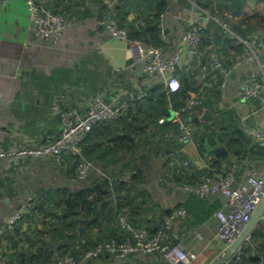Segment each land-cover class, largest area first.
Segmentation results:
<instances>
[{
	"label": "crops",
	"instance_id": "0c3cea01",
	"mask_svg": "<svg viewBox=\"0 0 264 264\" xmlns=\"http://www.w3.org/2000/svg\"><path fill=\"white\" fill-rule=\"evenodd\" d=\"M41 1L44 7L56 11L69 23L55 41L37 37L30 30L24 0L0 2V149L34 146L58 137L62 124L52 110L57 99L59 103L67 105L81 103L79 107L83 109L86 101L99 89L108 94L117 91L125 95L145 83L139 55L130 51L126 41L112 37L103 24L105 14L101 13L104 7L109 10L119 6V14L122 9L127 10L125 23H132L135 28L143 27L133 6L135 0ZM211 1L215 6L227 2L234 9L237 0ZM182 7L191 10L192 5L187 1L168 0L159 18L162 39L172 44L181 33L178 16ZM255 30L244 35H251L260 48V66L264 70V31L258 29L259 32L255 34ZM170 51L172 47L166 50V54ZM237 54L235 52L228 57L220 55L224 59L229 58L232 65ZM253 66L249 62H242L233 67L226 85L219 87L216 104L219 109L236 113L237 125L247 139L238 154L234 148L226 147L225 139L219 137V130L211 123L212 119L206 123L211 124L209 127L217 132L208 135V139L204 138V151L201 152L194 140L178 142L179 133H168L165 137L172 138V143L165 144L157 152L143 151L140 157L136 154L129 156L122 153L121 146L115 145L100 154L96 149L95 136L109 128L110 124L95 128L86 142L91 147L89 155L100 163L102 169L114 173L117 168H111L112 165L125 163L126 167H122L124 178L130 174V170L141 169L142 180L138 187L147 191L153 203L162 210L169 211L176 207L185 210L184 216L170 222V228L175 233L176 243L184 250L198 253L202 264H210L223 249L222 243L214 237L213 212L225 205V197L215 194L200 198L199 203L190 202L191 195L183 184L168 183L162 178L164 165L175 152L179 159H189V177H197L205 172L206 165L209 166L208 158H212L214 150L223 147L226 149V159L216 164L215 172L221 173L231 168L238 178L243 177L248 168H254L256 173H264V154L250 151V147L256 144L260 127L264 131V91L252 103L238 98L239 82ZM217 73L219 76V71ZM208 110L212 113V110ZM203 128L204 125L200 124L197 129ZM215 137L219 142L218 147H213ZM123 154L127 155L126 158ZM99 155L101 157L98 158ZM197 155L201 159H195ZM61 162L53 156H22L0 161V264H9L18 248L24 251L25 261L29 253H34L35 257L40 252L44 253L45 258L54 256L61 243L73 246L77 264H115L118 260L112 256L93 260L84 258L79 246L87 244L96 229L89 233L82 232L75 222L71 225L64 205L49 200L61 190L73 193L80 184H88L97 176L96 169H93L96 173L90 172L87 179L76 180L63 170ZM28 196L32 201L22 219L12 227L7 226L8 216ZM100 227L102 231L105 230L104 225ZM120 262L164 264L156 252L130 253Z\"/></svg>",
	"mask_w": 264,
	"mask_h": 264
},
{
	"label": "trees",
	"instance_id": "16d2710c",
	"mask_svg": "<svg viewBox=\"0 0 264 264\" xmlns=\"http://www.w3.org/2000/svg\"><path fill=\"white\" fill-rule=\"evenodd\" d=\"M180 1L185 2V0ZM191 1L210 11L217 10L220 13L229 10L234 11L230 5H227V2L215 6L211 0ZM167 3L168 0H135L133 6L137 11V19L143 23V27L139 26L138 28H135L132 23H125L127 10L122 9V13L119 14L117 11L120 9L119 6H115L113 9L111 8L109 10L104 7L101 13L102 15L105 14V20H110L114 22L117 27L124 28L127 32L129 41L137 40L151 47H162L165 43L161 36L159 18L166 8ZM214 7L218 8L215 9ZM53 12L57 13L56 11ZM104 19L103 21H105ZM231 28L240 35H244L254 29L264 31V0H240V13L239 15L235 13V18L231 22ZM199 49L203 52V55L200 57L201 61L202 63H206L212 52L228 57V55L232 53L240 52L241 45L235 43L227 34L223 33L218 23L210 20L205 23V29L201 33ZM225 65L231 66V60L229 58L225 59ZM177 71L179 72V77L176 85L168 92L162 83H156L147 91L145 96L127 101L125 107L120 110V113L115 118L94 125L79 144L78 154L64 157V160L61 162L63 170L71 165V167H69V173L74 174L73 177L76 179L75 168L78 161H86L92 165L86 175L85 179H87L90 172H94L92 171L93 169L99 167L103 168L100 163H96L95 160L92 159V156L89 155L91 147L86 144L92 131L103 125L110 124L111 126L106 128L105 131H99V134L97 133V136H95L96 149L99 150L100 154L115 145L121 146L122 153L126 152V154L131 153L138 147L147 152H157L163 149L165 144L172 143V138L169 139L165 137L168 133L172 135L179 133L177 141L180 142L179 137L181 131L178 122L171 116V111L183 107L186 99L199 95L201 90L198 78L199 70L197 68H191L185 71L178 68ZM212 73L215 76V83L210 88L205 89V97L199 105V111H201L202 108L212 110L213 118L209 120L217 127V131L219 130V137L225 139L226 147L234 148V152L238 154L242 150V144H244L247 139L237 125L238 120L236 113L229 109H219L216 106L221 75L218 76L217 71L214 70ZM59 96V98H61V95ZM87 103L88 101H86L85 105ZM59 104L65 109L71 107L78 108L81 105V103L79 105ZM192 118L193 117L187 115L186 119L188 125L197 128L200 124L204 125L203 130L196 128L193 133V140L198 150L201 152L204 151V138L208 139V135H214L217 131L209 127L211 124H208V122L206 123V121L197 123L191 122ZM160 119H163V121L159 122ZM205 123L207 124L206 126ZM250 151L252 153L261 152L264 154V147L256 143L250 147ZM171 155L174 156L176 154L174 152ZM99 157H101V155H99L98 158ZM223 159H226V149L223 147L215 149L212 158H208L209 166L206 167L205 172L193 178L189 177L190 164L182 173L180 172L182 170L181 168H179L178 171L170 168V160H167V163L164 165L162 178L168 183L174 182L180 185L184 183H193L204 176L215 173L214 168H216V164ZM122 165L126 167L127 164L122 163ZM103 173H105L104 176H100L96 173V178L88 181V184H80L73 193L61 190V193L56 192L53 197H49V200L52 199L53 202L65 206L64 210L67 211L65 214H67L69 221H71V225L75 222L76 226L85 233H89L91 230L96 229L90 241L83 246H79L82 256L86 249L92 248L102 241L114 239L116 242H122L127 239H132V232L128 231L119 223L120 216L122 215L124 216L125 222L128 223L133 230L145 229L148 235H153L157 230L163 229L167 234L169 243L171 245L177 244L175 233L172 231V228H170V223H166L164 220V217H166L171 210H162L153 203L158 207L156 208L151 204L152 201L147 191L138 187V183L142 180L141 169L130 170V174L125 178L121 173L120 175H116V173L110 172L109 170H105ZM113 181L117 186L112 185ZM113 190L118 192L122 191V193L117 196L120 201L112 205L114 206L112 212L111 207L106 204V198L110 196ZM190 195V199H192L190 202H200L199 200L201 197L192 193H190ZM138 202H143L144 205L150 203L153 209V217H145L143 219L136 211H133V209L135 210L134 206ZM192 212L191 215L193 214ZM111 213L114 215L113 221L107 218V215ZM130 213L134 214V217H130ZM54 214L56 217L57 214ZM18 221H20V219ZM18 221L12 224V226L16 225ZM152 221H156V224L149 227L148 224ZM101 225L105 226V230L102 231L100 229ZM72 250H74L72 245L61 243V245L57 246L58 253L56 255L52 256L49 254L50 256H46L45 258L43 252H40L38 257H35L34 253H29L25 261L23 257L25 254L24 251H20L18 248L17 253L11 256L9 264H15V262L16 264H48L64 255H71L76 259L75 253ZM101 256L110 257L111 255L102 253L96 257ZM226 259V263L224 264H264V221L258 222L247 239L241 244L240 250L230 252Z\"/></svg>",
	"mask_w": 264,
	"mask_h": 264
},
{
	"label": "built area",
	"instance_id": "2783aa9c",
	"mask_svg": "<svg viewBox=\"0 0 264 264\" xmlns=\"http://www.w3.org/2000/svg\"><path fill=\"white\" fill-rule=\"evenodd\" d=\"M4 1L0 0V2ZM24 1L28 11L29 27L35 36L55 41L69 26V23L59 13L44 7L41 0ZM185 1L190 3L192 8L189 10L182 7L178 16L181 33L173 44L169 40L163 39L165 45L162 47H151L137 40L129 41L124 28L117 27L110 20L103 21L112 37L126 41L130 45V51L139 55L138 59L141 61V72L145 83L136 91L128 92L125 95L117 91L108 94L105 90L99 89L88 99V103L83 109L80 107L65 109L60 106L59 99H57L52 105V110L61 120L62 127L59 136L34 146L9 150L0 149V161L22 156H53L55 159L63 161L66 156L78 154L79 144L92 127L99 122L115 118L120 110L125 107L127 101L145 96L147 91L156 83H162L167 92L171 90L179 77L178 68L184 71L197 68L201 90L199 95L186 99L183 107L171 111V116L176 119L181 131L180 141L193 140L196 127L188 125L186 118L187 115L194 117L200 113L199 105L205 97V89L210 88L215 83L213 70L219 71L221 75L219 87H224L234 66L242 62L253 64L252 69L239 82L238 98L250 103L258 99L264 91V70L260 66L259 59L260 48L256 46L251 35H240L232 30L231 22L235 18L234 11L229 10L224 13L217 10L210 11L191 0ZM210 20L218 23L223 33L241 45V51L238 52L231 66H226L225 59L214 52L206 63L201 61L200 57L203 55L199 49L201 33L205 29V23ZM258 32V29L255 30V34ZM170 47H172V51L166 54V50ZM182 58L184 59L183 62H181ZM162 121L163 119L159 120V122ZM262 128L260 127L257 132L256 143L264 147ZM195 159H201V157L197 155ZM189 164L188 159H179L177 156H172L169 161L170 168L177 171L181 168L180 172L182 173ZM90 167V163L83 160L78 161L75 168L76 179L83 180ZM183 187L188 193L201 198L212 197L215 194H221L225 197V205L213 212L215 218L214 237L222 243L223 251L240 233L264 197V173H256L254 168H248L245 175L238 178L233 169H228L221 173L215 172L204 176L193 183H184ZM30 203L31 197L28 196L8 216L7 226L12 227V224L21 219ZM184 215L185 210L182 207H176L164 217V220L166 223H170L174 218ZM263 221L264 209L256 224ZM119 223L132 232V239L122 242H116L114 239L102 241L92 248L86 249L83 257L91 259L102 253H107L114 258H120L136 252H156L164 264H202V259L198 253L184 250L177 244L171 245L163 229L157 230L153 235H148L145 229L133 230L125 222L123 215L120 216ZM241 244L234 251H239ZM228 255L221 258L217 264L226 263ZM48 264H77V261L71 255H64Z\"/></svg>",
	"mask_w": 264,
	"mask_h": 264
},
{
	"label": "water",
	"instance_id": "95a60500",
	"mask_svg": "<svg viewBox=\"0 0 264 264\" xmlns=\"http://www.w3.org/2000/svg\"><path fill=\"white\" fill-rule=\"evenodd\" d=\"M234 11L236 15H239L240 13V0L236 1ZM213 114L211 111H209L207 108H203L201 112L198 115H195L192 120L194 122H203L207 121L209 119H212ZM215 145L213 147H218L219 142L217 137H215ZM205 148L207 149V143L205 142ZM212 147V148H213ZM264 209V197L261 199L259 204L257 205L256 209L253 211L250 219L248 222L244 225L240 233L234 238L232 242H230L226 248L215 258L210 264H217L221 258L228 255L230 252L234 251L241 243L242 241L251 233L252 229L254 228L259 216L261 215L262 211Z\"/></svg>",
	"mask_w": 264,
	"mask_h": 264
},
{
	"label": "rangeland",
	"instance_id": "374dc122",
	"mask_svg": "<svg viewBox=\"0 0 264 264\" xmlns=\"http://www.w3.org/2000/svg\"><path fill=\"white\" fill-rule=\"evenodd\" d=\"M191 122H193V123H196V122H194L193 120H191ZM144 150L142 149V148H136L134 151H132L131 153H129L128 155L130 156V155H134V154H136L137 155V157H140V156H142L143 154H144V152H143ZM123 153H126V152H123ZM123 156H124V158H126V156L127 155H125V154H123ZM122 162V161H121ZM92 166V165H91ZM69 167H71V165H69ZM69 167H67V169H65L64 171L65 172H67V173H69L70 172V170H69ZM122 167H123V165H122V163L121 164H119V165H117V166H114V165H112L111 166V168H117L118 169V171H117V169H116V171L114 172V173H116V175H120V173L122 174ZM96 171H97V173L100 175V176H102L103 174H105V173H103L104 171H105V169H102V168H97L96 169ZM111 172V171H110ZM74 174H72V176H73ZM86 178V177H85ZM84 178V179H85ZM83 179V180H84ZM112 185H114V186H117V184L113 181V183H112ZM120 193H122V191H120V192H118V191H116V190H113L112 191V193L110 194V196H108L107 198H106V204L107 205H109L110 207H111V211L113 212V209H114V206H112V205H114V203L115 202H118V201H120L119 200V198H117V196L120 194ZM109 201V202H108ZM110 203V204H109ZM153 203V202H152ZM135 210L133 209V211H136L137 213H138V215L139 216H141V218H145V217H148V218H151V217H153L152 216V211H153V209H152V205L150 204V203H148V204H146V205H144L143 204V202H141V203H137L135 206ZM84 216H86V215H84ZM83 216V217H84ZM130 217H134V214H132V213H130V215H129ZM107 218H109V220L110 221H113V219H114V215H112V213L111 214H109V215H107ZM158 219V218H157ZM156 224V221H152V222H150L149 224H148V226L149 227H152V226H154ZM173 230H174V228H173ZM175 231V230H174ZM103 257V256H102ZM97 258H99V257H95V258H91L92 260L93 259H97ZM117 260V259H116ZM122 260V257H120V258H118V260L116 261V263L115 264H122V262H120Z\"/></svg>",
	"mask_w": 264,
	"mask_h": 264
}]
</instances>
